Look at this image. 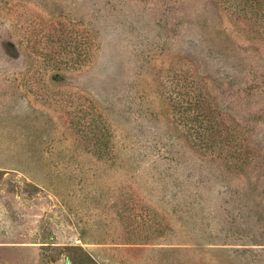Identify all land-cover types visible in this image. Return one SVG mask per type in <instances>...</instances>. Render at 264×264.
<instances>
[{
	"label": "rangeland",
	"instance_id": "1",
	"mask_svg": "<svg viewBox=\"0 0 264 264\" xmlns=\"http://www.w3.org/2000/svg\"><path fill=\"white\" fill-rule=\"evenodd\" d=\"M0 264H264V0H0Z\"/></svg>",
	"mask_w": 264,
	"mask_h": 264
},
{
	"label": "trees",
	"instance_id": "2",
	"mask_svg": "<svg viewBox=\"0 0 264 264\" xmlns=\"http://www.w3.org/2000/svg\"><path fill=\"white\" fill-rule=\"evenodd\" d=\"M221 123H222V125L223 126H220V128H218L217 130H216V132H218V133H221V132H224V130H225V127H226V124H225V122L224 121H221ZM227 129V128H226ZM228 130V129H227Z\"/></svg>",
	"mask_w": 264,
	"mask_h": 264
}]
</instances>
